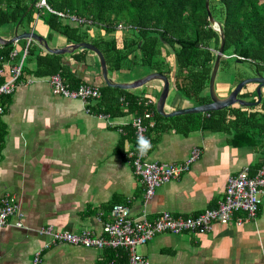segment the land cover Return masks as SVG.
<instances>
[{"label":"crops","instance_id":"crops-1","mask_svg":"<svg viewBox=\"0 0 264 264\" xmlns=\"http://www.w3.org/2000/svg\"><path fill=\"white\" fill-rule=\"evenodd\" d=\"M120 29L121 26L115 33ZM26 30L44 36L50 47L72 44L55 33L47 39L48 29L37 18L30 29L22 28L18 32ZM12 33L0 36L9 38ZM93 33L103 35L101 29L90 32L91 36ZM20 40L23 41L11 43L15 45L9 59L0 64L3 80L12 77L11 69L18 64L27 63L25 69L34 67L32 59L24 63L27 55L23 52L28 45L35 52H46L28 39ZM75 50H85L82 61L70 55ZM73 51L61 54L63 62L82 81L79 84L99 89L104 82L94 53L83 48ZM131 70L129 74L134 72L133 75L125 77L117 76L120 70L108 69V78L130 82L151 72L142 67ZM50 75L38 77L21 71L12 93L0 96L5 106L0 117V197L4 192L15 196L22 223L21 227L14 226L12 217L9 224L0 227V264H30L37 250L40 251L38 264H100L111 254L106 248L64 242L45 246L48 238L39 234L38 229L52 225L56 230L86 229L101 235L115 203L127 204L131 215L144 212L149 219L162 211L196 214L214 207L222 199L227 176L243 166L250 170L261 158L256 147L232 144L221 131L193 130L182 134L169 129L154 135L155 138L149 135L152 144L147 158L151 160L181 162L195 146L200 154L187 171L157 187L145 200L144 183L134 173L128 156L130 146L135 143L123 140L120 144V138L125 136L123 128L128 124L133 128L131 121L137 115L112 117L92 111L91 106L100 97L85 103L56 95L48 83ZM171 76L167 75L169 91L172 88L175 92L165 103V110L195 105L184 101ZM223 85L229 86L218 83V90ZM147 87L157 90L158 95L160 82ZM134 89L128 90L138 96L152 97L156 102L157 96L151 92ZM144 104V112L155 111V104L147 105L146 101ZM135 250L152 264H264V194L255 217L240 225L215 224L210 232L203 234L162 232ZM126 261L127 257L122 259L119 255L117 264Z\"/></svg>","mask_w":264,"mask_h":264},{"label":"trees","instance_id":"trees-1","mask_svg":"<svg viewBox=\"0 0 264 264\" xmlns=\"http://www.w3.org/2000/svg\"><path fill=\"white\" fill-rule=\"evenodd\" d=\"M38 1L0 0V27H13L20 19L19 26L30 29L35 19H40L48 29L47 39L55 33L67 43L88 41L94 44L109 70L142 67L145 71L173 75L174 87L182 98L192 104L209 101L207 82L219 37L207 20L204 0H44L46 7L38 6ZM208 8L214 20L220 23L224 37V56L218 68H230L227 60L231 59L245 63L252 75H264V0H208ZM69 15L88 20L89 24L72 23ZM90 26L101 29L103 35H89ZM119 26L122 29L115 33ZM12 48L11 43L0 45V64L9 59ZM26 49L24 63L32 59L34 67L25 69L27 63L22 64V73L26 71L38 77L59 73L70 87L82 82L63 62V55L35 52L32 45ZM84 52L75 50L70 55L82 61ZM242 78L245 77L237 80ZM255 85L245 84L237 97L255 100ZM99 90L100 99L91 106L94 112L116 117L129 113L139 115L145 110L147 96L105 84L100 85ZM169 129L182 134L193 130L221 131L232 144L256 147L261 158L250 167L249 174H253L257 167L264 165V87L260 101L254 106L233 104L218 110L171 117H162L154 111L153 125L147 133L156 137ZM123 130L125 136L120 138V144L123 140L135 143L133 128L128 124ZM106 250L111 254L102 263L117 264L119 255L122 259L127 257L123 248L106 247Z\"/></svg>","mask_w":264,"mask_h":264},{"label":"built area","instance_id":"built-area-1","mask_svg":"<svg viewBox=\"0 0 264 264\" xmlns=\"http://www.w3.org/2000/svg\"><path fill=\"white\" fill-rule=\"evenodd\" d=\"M43 3V0H41ZM19 66L13 67L11 72L13 77L0 83V93H7L13 86V79L18 74ZM52 92L68 97H96L98 95L95 88L86 85H79L76 89H67L57 75L49 78ZM2 107L0 106V113ZM136 127L138 146L132 155L131 164L133 171L144 183V198H149L154 189L171 178L176 177L181 171L187 169L194 161L197 152L191 153L180 163H161L145 159L144 148L140 144L143 136V127L138 120H133ZM147 140V139H146ZM264 194V165L255 169L253 174H249L247 166L241 167L235 174L227 176L222 199L217 201L214 207L204 208L193 215H172L162 211L154 218L148 219L144 213L136 216L129 214V209L125 204L115 203L109 211L110 219L103 225V235L95 236L86 230L79 232H67L53 230L51 225H46L38 229L39 234L47 236V246L54 242H64L82 247L101 248H123L127 252L126 264H152L145 257L136 253L134 247L147 242L153 235L161 232L180 234L192 232L203 234L210 232L215 224L240 225L244 220L253 219L258 210L261 196ZM14 218V226L21 227V213L16 200L12 194L4 193L0 197V227L10 218ZM40 262V251L33 253L30 264ZM101 264H112V261Z\"/></svg>","mask_w":264,"mask_h":264},{"label":"water","instance_id":"water-1","mask_svg":"<svg viewBox=\"0 0 264 264\" xmlns=\"http://www.w3.org/2000/svg\"><path fill=\"white\" fill-rule=\"evenodd\" d=\"M30 6L31 5H29L27 9H29ZM204 8L206 11L207 20L210 23L211 28L217 32L219 37V44L215 51V56L213 59V63L210 69L208 82H207V93H208L209 101L202 104L176 108L169 111H164V102L166 100L169 89V81L164 74L154 71V72H149L139 78H136L131 82H114L107 77V67L102 53L99 51L97 47H95L93 44L89 42L81 41V42L68 44L63 47H49L45 39L33 31H22L20 33H17V26L20 21L19 19L14 25L13 33L11 37L4 38L0 36V45L13 43L18 39L29 38L40 44L46 52L54 53V54H63L65 52H70L74 49H80V48L90 50L96 56L102 81L104 82L105 85L109 87H115L119 89H133L140 87L151 80H158L160 82V91L156 98L155 111L160 116L163 117H171L175 115H182L188 113L213 111L233 104H238L240 106L256 105L260 101L261 89L264 87V75L256 74L254 76H248L242 78L235 83V85L229 90V92L225 96L223 97L216 96L214 92V78L218 68L219 60L222 56H224L222 53L224 37L220 23L214 20V18L210 14L208 8V0H204ZM248 83L256 84L254 88L255 97H256L255 100H247L237 97V94L239 93L241 88Z\"/></svg>","mask_w":264,"mask_h":264},{"label":"bare ground","instance_id":"bare-ground-1","mask_svg":"<svg viewBox=\"0 0 264 264\" xmlns=\"http://www.w3.org/2000/svg\"><path fill=\"white\" fill-rule=\"evenodd\" d=\"M37 5L38 6H40V5H43V6H46V4H45V1L43 0V3L41 2V0H39L38 2H37ZM57 14L58 15H60V16H63V13H61V12H57ZM68 19L71 21V22H77V23H81V22H83V21H85V22H87V23H89V21L88 20H84V19H80V18H76L75 16H73V15H69L68 16ZM18 26H19V24H18ZM18 26H17V33H19L18 32ZM26 31H33V32H35V33H37L36 31H34V30H26ZM38 34V33H37ZM40 35V34H39ZM40 36H42V35H40ZM44 39H45V37L44 36H42ZM23 39H28V40H30L31 42H34V43H36V44H38L36 41H34V40H32V39H29V38H23ZM18 40H20V39H18ZM17 41V40H16ZM15 41V42H16ZM45 41H46V39H45ZM81 42V41H80ZM84 42H87V41H84ZM14 43V42H13ZM46 43H47V41H46ZM90 43V42H89ZM8 44V43H7ZM92 44V43H91ZM3 45H5V44H3ZM39 46H41L40 44H38ZM47 45H48V43H47ZM94 45V44H93ZM49 46V45H48ZM95 46V45H94ZM42 47V46H41ZM50 47V46H49ZM96 47V46H95ZM43 48V47H42ZM26 51L27 50H25L24 52H23V54L25 55L26 54ZM73 51V50H72ZM100 51V50H99ZM71 52V51H70ZM65 53H68V52H65ZM105 60V59H104ZM106 63V62H105ZM17 66H19V71H18V74L14 77V79H13V86H12V88H11V90L9 91V92H7V93H0V96L1 95H6V94H11L12 93V91L14 90V88L16 87V85H17V79H18V77H19V75L21 74V64H18ZM14 67H16V66H14ZM106 67H107V65H106ZM13 68V67H12ZM107 71H108V69H107ZM151 72H154V71H151ZM149 73V72H148ZM161 73V72H160ZM147 74V73H146ZM162 74H164V73H162ZM52 75H57L58 77H59V79H60V81L62 82V84L67 88V89H69V90H73V89H76L79 85H86V86H90V87H92V88H95L96 89V91H97V93H98V95L96 96V97H87V98H84V99H81V98H78V97H68V96H64V95H62V94H59V93H54V94H56V95H59V96H62V97H65V98H70V99H79V100H82L83 102H85V103H87V102H89L90 100H93V99H95V98H98V97H100V91H99V89L97 88V87H94V86H92V85H90V84H85V83H81V84H78L76 87H70V86H68L63 80H62V78L60 77V75L58 74V73H54V74H51L50 76H52ZM166 77H167V75L166 74H164ZM50 76L48 77V83H49V78H50ZM12 77H13V73H12ZM11 77V78H12ZM107 77H108V74H107ZM168 78V77H167ZM9 80V79H8ZM5 81H7V80H3L2 79V70L0 69V83H2V82H5ZM133 81V80H132ZM168 81H169V79H168ZM114 82H117V81H114ZM131 82V81H130ZM150 82V81H149ZM148 83V82H147ZM146 84V83H145ZM144 85V84H143ZM49 86H50V88H51V85H50V83H49ZM51 90H52V88H51ZM159 91H160V88H159ZM159 91H158V93H159ZM168 93H169V89H168ZM168 93H167V96H168ZM166 100H167V97H166ZM166 100H165V102H164V111H167V110H165V103H166ZM146 104L147 105H152V104H155V101H154V99L152 98V97H148L147 98V100H146ZM195 105H197V104H195ZM0 106L2 107V111H1V113H0V117L4 114V112H5V106H4V104H2L1 102H0ZM181 108V107H180ZM170 110H173V109H170ZM169 111V110H168ZM208 112V111H207ZM153 116H154V110H147L146 112H144L142 115H137V116H135L133 119H132V121H131V124H132V126H133V128H134V134H135V145L134 146H130V148H129V150H128V156L129 157H131V159H132V155H130V153H133V152H135V150L137 149V146H138V142H137V134H136V127L133 125V120H138V122H139V124L143 127V136H144V138H146L147 139V141L149 142V145H148V148L147 149H145L144 150V157H145V159H147V160H149V161H156V162H161V163H174V164H178V163H180V162H165V161H158V160H151V159H149V158H147V152L149 151V149L151 148V144H152V142H151V137L149 136V134L147 133V129L149 128V127H151L152 125H153ZM192 150H196V152H197V155H196V157H195V159L196 158H198V156H199V154H200V149L198 148V147H193L191 150H190V152H189V154L191 153V151ZM188 154V155H189ZM194 159V160H195ZM189 169V167L187 168V169H185V170H183V171H181L176 177H174V178H177L179 175H181L182 173H184L185 171H187ZM138 176V175H137ZM139 177V176H138ZM140 178V177H139ZM174 178H171V179H174ZM171 179H169L168 181H170ZM168 181H166V182H168ZM166 182H164V183H166ZM163 183V184H164ZM162 185V184H161ZM160 185V186H161ZM159 187V186H158ZM157 188V187H156ZM155 188V189H156ZM154 189V190H155ZM154 192V191H153ZM4 193H9V194H11L10 192H4ZM3 193V194H4ZM2 194V195H3ZM153 194V193H152ZM13 195V194H12ZM14 196V195H13ZM151 197V196H150ZM149 197V198H150ZM14 198H15V196H14ZM145 200L146 199H148V198H144ZM16 200V199H15ZM16 203H17V201H16ZM122 204H124V203H122ZM18 205V204H17ZM126 206H127V204H125ZM128 207V206H127ZM18 209H19V207H18ZM128 209H129V207H128ZM166 212H168V211H166ZM144 213V212H143ZM168 213H170V212H168ZM129 214H130V212H129ZM170 214H172V213H170ZM131 215V214H130ZM144 215H145V217H146V214L144 213ZM172 215H174V216H176L175 214H172ZM190 215H193V214H190ZM131 216H133V215H131ZM180 216H185V215H180ZM147 218V217H146ZM149 219V218H148ZM7 224H9V223H5V224H3L2 226H4V225H7ZM52 226V225H51ZM52 228H53V226H52ZM103 228V227H102ZM53 230H56V229H54L53 228ZM83 230H86V229H83ZM57 231H65V230H57ZM86 231H88V232H90L92 235H95V236H102L103 235V229H102V234L101 235H96V234H94L93 232H91V231H89V230H86ZM67 232H72V231H67ZM79 232V231H78ZM162 233V232H161ZM157 234H159V233H157ZM157 234H155V235H157ZM155 235H153L150 239H152ZM149 239V240H150ZM148 240V241H149ZM54 243H58V242H54ZM146 243V242H145ZM144 243V244H145ZM50 244H53V243H50ZM49 245V244H48ZM141 245H143V244H141ZM137 246H140V245H136L135 247H134V250H135V248L137 247ZM87 248H95V247H87ZM126 251V250H125ZM127 252V251H126ZM135 252L136 253H138L136 250H135ZM140 254V253H139ZM141 255V254H140Z\"/></svg>","mask_w":264,"mask_h":264},{"label":"rangeland","instance_id":"rangeland-1","mask_svg":"<svg viewBox=\"0 0 264 264\" xmlns=\"http://www.w3.org/2000/svg\"><path fill=\"white\" fill-rule=\"evenodd\" d=\"M18 29L21 30L22 28L19 26ZM12 31H13V27L12 26L5 25V26L0 27V35H3L4 36V35L9 34ZM93 31L97 32V29H95L93 26H90L89 29H88V34L91 35L90 32L92 33ZM20 41H23V40H19V42ZM14 45L15 44H13V46ZM227 62H228L227 63L228 66H230V68H228V67L227 68H224V69L218 68L217 71H216V74H215V78H214V92H215L216 96H218V97L225 96L229 92V90L232 88L231 85L235 81L236 82L238 81L237 80L238 78L252 76V71L250 70V68L245 63L236 62L235 60H231V59H228ZM131 71H132L131 69H123V70H120V72H117V76H119L120 74H121V76H122V74H124L125 77L130 76V74L132 76L134 72H132V73L129 74V72H131ZM139 73H141V71ZM152 82H155L156 84L159 83L158 80H151L150 82L142 85L140 88L134 89V91H138L137 89H140V91H143V93L146 92V91L147 92H151L152 95L154 97H156L157 96V90L156 91H153V90H151V89H149L147 87V85L150 84V83H152ZM221 82L228 83L229 86L228 85H223V86L220 87L221 90H218L217 84L218 83H221ZM173 92H175V91L171 88L170 91H169V93H168L166 102H169L172 99V97L174 95ZM184 101L187 104L189 103L187 100H184Z\"/></svg>","mask_w":264,"mask_h":264},{"label":"clouds","instance_id":"clouds-1","mask_svg":"<svg viewBox=\"0 0 264 264\" xmlns=\"http://www.w3.org/2000/svg\"><path fill=\"white\" fill-rule=\"evenodd\" d=\"M140 144L144 147V148H147L148 145H149V142L146 140V139H140Z\"/></svg>","mask_w":264,"mask_h":264},{"label":"flooded vegetation","instance_id":"flooded-vegetation-1","mask_svg":"<svg viewBox=\"0 0 264 264\" xmlns=\"http://www.w3.org/2000/svg\"><path fill=\"white\" fill-rule=\"evenodd\" d=\"M254 73H256V72H254ZM252 76H254V75H252Z\"/></svg>","mask_w":264,"mask_h":264}]
</instances>
